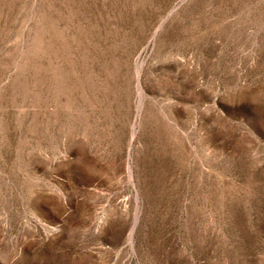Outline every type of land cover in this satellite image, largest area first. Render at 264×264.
I'll return each mask as SVG.
<instances>
[{
    "label": "rangeland",
    "instance_id": "1",
    "mask_svg": "<svg viewBox=\"0 0 264 264\" xmlns=\"http://www.w3.org/2000/svg\"><path fill=\"white\" fill-rule=\"evenodd\" d=\"M0 264H264V0H0Z\"/></svg>",
    "mask_w": 264,
    "mask_h": 264
}]
</instances>
